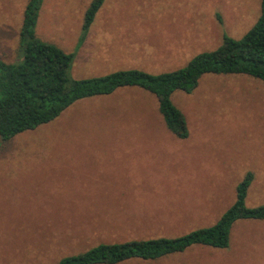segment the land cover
Wrapping results in <instances>:
<instances>
[{"label": "rangeland", "instance_id": "obj_1", "mask_svg": "<svg viewBox=\"0 0 264 264\" xmlns=\"http://www.w3.org/2000/svg\"><path fill=\"white\" fill-rule=\"evenodd\" d=\"M90 1L41 0L34 27L38 40L74 53L69 76L76 80L180 69L222 36L239 38L259 13L258 0H104L79 43ZM25 2L0 0L2 63L19 60ZM170 101L186 138L165 129L151 94L123 87L77 100L53 121L0 141V264H56L97 243L209 227L246 174L244 205L263 204L262 83L207 74ZM178 256L187 258L182 264H264V221L237 220L226 248L192 246Z\"/></svg>", "mask_w": 264, "mask_h": 264}, {"label": "trees", "instance_id": "obj_2", "mask_svg": "<svg viewBox=\"0 0 264 264\" xmlns=\"http://www.w3.org/2000/svg\"><path fill=\"white\" fill-rule=\"evenodd\" d=\"M104 0H91L83 14L84 32ZM41 0H26L18 31L19 60L0 62V141L36 129L57 118L73 102L107 95L118 88L136 87L151 94L165 129L177 138L187 136L182 114L172 105L171 93H190L203 75H244L260 81L264 89V0L259 13L239 38L222 36L213 50L192 57L182 68L149 74L129 69L88 79H73L69 69L74 53H64L35 37L34 27ZM251 176L246 174L234 189L231 205L209 227L176 237L130 239L100 243L56 264H118L130 259L156 260L179 254L192 246L224 249L229 230L237 220L264 221V203L246 207L244 198Z\"/></svg>", "mask_w": 264, "mask_h": 264}, {"label": "crops", "instance_id": "obj_3", "mask_svg": "<svg viewBox=\"0 0 264 264\" xmlns=\"http://www.w3.org/2000/svg\"><path fill=\"white\" fill-rule=\"evenodd\" d=\"M88 37L89 38H92L93 39V37H90V34L88 35ZM93 56L91 55L90 56V58H92ZM121 61H122V59L121 58H119ZM75 63H78V65H80V64H83V65H86L85 64V62L82 60V59H77L76 61H74ZM121 70H123V69H121ZM129 70V69H128ZM116 71V70H115ZM113 72V71H112ZM46 143H43L42 145L40 144V147H41V150H48L46 147L48 146V145H45ZM38 146V145H37ZM108 243H111V242H108ZM97 244H100V243H97ZM97 244H95V245H97ZM92 246H94V245H92ZM185 252V251H184ZM183 253V252H182ZM181 253H179V254H173V255H168V256H164V257H161V258H158V259H156V260H140V259H130V260H126V261H123V262H120V263H118V264H123V263H125V262H127V261H131V263L133 262V263H137V264H151V263H155V262H157V261H160V260H162V259H164V258H166V257H174V255H177V257L179 258V260L176 258V260H172L171 261V264H182L184 261H188L187 260V258L185 257V258H183V257H179L178 255H180ZM176 257V256H175Z\"/></svg>", "mask_w": 264, "mask_h": 264}]
</instances>
